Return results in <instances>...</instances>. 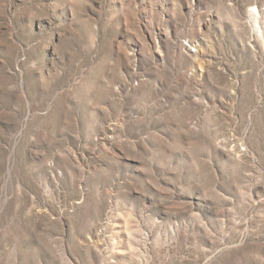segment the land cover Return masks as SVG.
Masks as SVG:
<instances>
[{"label":"rangeland","instance_id":"374dc122","mask_svg":"<svg viewBox=\"0 0 264 264\" xmlns=\"http://www.w3.org/2000/svg\"><path fill=\"white\" fill-rule=\"evenodd\" d=\"M0 264H264V0H0Z\"/></svg>","mask_w":264,"mask_h":264}]
</instances>
